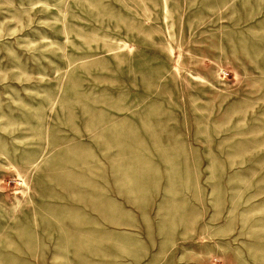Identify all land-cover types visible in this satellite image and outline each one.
I'll return each mask as SVG.
<instances>
[{
    "label": "rangeland",
    "instance_id": "rangeland-1",
    "mask_svg": "<svg viewBox=\"0 0 264 264\" xmlns=\"http://www.w3.org/2000/svg\"><path fill=\"white\" fill-rule=\"evenodd\" d=\"M0 264H264V0H0Z\"/></svg>",
    "mask_w": 264,
    "mask_h": 264
}]
</instances>
